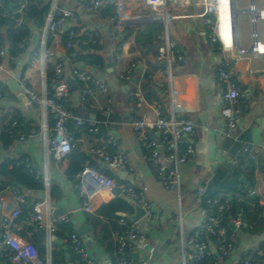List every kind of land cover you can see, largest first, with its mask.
Masks as SVG:
<instances>
[{
    "label": "crops",
    "instance_id": "0c3cea01",
    "mask_svg": "<svg viewBox=\"0 0 264 264\" xmlns=\"http://www.w3.org/2000/svg\"><path fill=\"white\" fill-rule=\"evenodd\" d=\"M8 1L12 5L15 4V0H4L1 10L5 14L9 12V7L6 5ZM54 5L60 9L71 10L79 18L75 27L77 43L73 47L76 56L91 53L90 45L94 47L91 40L95 32H99L105 39L104 45L101 46L105 66L100 69V67L90 68L84 62H76L74 57L69 56L67 42L65 43V39L68 41V29L64 28L49 36L46 45L45 81L47 88H50L48 90H51L55 67L63 62L66 72L64 82L66 83L67 78L71 77L76 80L79 87L76 91L70 89V95L63 100L64 106L76 117L99 120L100 111L85 106L82 101V83L72 76L73 68L88 70L99 77L109 90L107 95L95 90L100 102L105 104L111 100L114 115L116 112L122 115V121L113 122L110 128L120 150H124L129 155L127 172L118 175L117 171L105 167L91 153L92 149L101 146L102 139L78 129L75 123H71L70 126L75 131L78 130L79 136L76 149L71 156L84 153L87 159L83 165H80L81 167H91L110 174L116 186L135 187L144 194L152 206V217H143L137 222L142 240L137 243L133 254L134 257L137 256V261L134 259L135 264H182L185 253L193 252L189 240L194 236L205 216L204 200L199 195V190L202 189L207 196H218L229 200L234 197L242 198L249 207V218L245 217L247 225L235 232L237 239L235 253L213 262L206 260L204 264H239L240 259L245 256L262 258L264 255V54L250 52L253 33L249 48L243 49L239 45L238 38L236 50L225 52L219 43L214 47L211 46L207 36L208 29L203 19L174 21L167 27L154 22L133 21L126 28L132 32V35L119 46V42L113 41L110 37V26L107 18L102 17V10L93 14L86 13L81 0H27L26 7L36 6L40 10L48 7V13L44 16L40 28H37L28 16L23 18L31 32L30 40L24 49L17 47L14 51L7 36V29H0L2 45L10 55L15 56L13 61L9 57L3 59V68L0 70V91L3 94L0 98V136L8 129L13 132L12 137H14V143L9 149L5 150L0 145V165L28 159L36 176L42 180L43 186L42 189L29 191L8 185L4 191H1L5 206L0 208V222L3 215L19 207L21 215L16 220L13 233L19 239L30 242L36 247L43 264H74L68 243L69 236L73 232L78 233L81 226H88L90 231L80 237L93 263L113 264L116 252L115 235L119 230L117 217L131 219L128 215L136 214L135 201L117 187L114 189L120 190V194L114 190L102 194L95 204L93 214L80 210V198L75 189L78 178L77 175L69 173L70 156L56 161L48 157L46 152L42 127L47 120L49 131L52 132L54 124L52 116L49 114L45 117L40 108L28 103L20 88L13 90L11 86V82L15 81L14 75L21 73L34 89L37 91L43 89L44 78L38 69L30 68L29 59L32 51L38 50L45 38L47 19ZM229 5L221 10L226 11ZM254 7L258 11L263 10L264 0H254ZM249 8L250 5L241 11L237 10L241 14H247ZM138 9L137 1L125 0L124 13L127 17L133 18L138 13ZM221 10L217 15V31L221 12H225ZM27 18L29 22H26ZM225 20L227 22V19ZM236 29L233 33L218 32L221 40L228 47L235 46ZM144 30L147 34L137 43L138 33ZM228 30L230 31L231 28L228 27ZM256 31L258 40L264 43L263 19H257ZM148 39L152 41L151 46L146 45ZM169 43H175L187 58L186 65L174 67L171 71L166 64L157 61L159 49ZM117 47L121 48V60L115 57ZM109 58L114 62L111 71L107 67ZM235 58L238 59V83L247 88L245 94L249 104V111L240 117L238 122V136L242 143L233 142L224 135L225 121L221 114V91L216 76L218 68L225 60ZM133 64L135 68L130 79L128 81L120 79L124 70ZM82 65L85 66L84 69L79 68ZM148 74L149 82L145 80ZM167 76H170L166 82L167 89L157 87L156 82L167 80ZM138 91L146 102L159 103L165 117L191 121L195 125V136L191 139L194 158L189 164L179 167L180 201L175 192L166 190L161 185L157 170L147 163L145 150L133 133L130 118L139 116L141 107L138 105V100L131 98L130 94ZM172 91L178 95L174 104L169 99ZM21 134L25 136L24 141L20 140ZM154 139L158 141L156 134ZM18 145L20 149H17ZM243 146L250 147L252 152L250 154L245 152ZM249 158H252L254 164L249 165ZM234 160L237 162L236 165L232 164ZM74 163L77 165L76 160ZM235 178L239 184L232 187L231 183ZM2 181L7 182L8 179H0V185ZM12 190L26 193L27 199L23 205L19 206ZM42 191L46 194L41 193ZM240 192L245 196H240ZM47 197L55 211L66 215L67 218L59 224L56 235L49 237L45 234L41 237L38 234L39 229L29 219V213L32 212L35 202L43 201ZM248 197L255 202H249ZM208 248L215 253V242L209 240Z\"/></svg>",
    "mask_w": 264,
    "mask_h": 264
},
{
    "label": "built area",
    "instance_id": "2783aa9c",
    "mask_svg": "<svg viewBox=\"0 0 264 264\" xmlns=\"http://www.w3.org/2000/svg\"><path fill=\"white\" fill-rule=\"evenodd\" d=\"M81 1L85 12L89 14L100 12L106 5H112L115 8L116 14L107 17V23L110 26V37L115 42H119L123 38L126 28L133 21L154 22L167 27L174 21L203 19L204 25L208 29L207 36L212 47L219 43L222 50L229 52L230 50H236L238 46L237 29L235 46L233 47H228L221 40L217 31V15L221 0H135L139 4V9L133 18L127 17L124 13L125 0ZM3 2L4 0H0V10ZM15 2L19 7L18 13L22 15L17 24L21 25L27 0H15ZM250 10L255 15L252 23L255 24L256 28L257 19L264 20L262 16L264 9L258 11L254 6H250L248 12ZM78 20L79 18L71 10L60 9L56 5L51 9L45 28V38L40 48L32 51L29 59L30 68L38 69L44 78V85L41 91L34 89L21 73L14 75L15 81L18 83L20 91L28 100V103L40 108L45 117L50 114L54 120L52 132L49 131L47 120H45L42 129L45 135L47 155L56 161L67 158L76 148L77 139L70 128L71 123H75L78 129L88 127L89 131L94 135L99 133L101 125L109 128L113 124L114 109L111 105V100L102 104L99 95L95 92L96 90L101 94L107 95L109 90L99 77L88 70L73 68L72 76L82 83L83 103L88 109H98L101 121L76 117L71 110L64 106L63 100L70 95V88L64 82L66 72L63 62L58 63L55 67L52 76L53 88L48 90L46 86L47 38L66 28L68 29L67 48H73L77 43L75 27ZM252 37L253 44L250 52L264 54V43L258 40L257 31L253 33ZM29 40L30 38H24L17 47L24 49ZM91 43L94 46H103L105 39L99 32H95L92 35ZM7 57L12 61L15 60V56L10 55L0 43V70L3 68L2 60ZM115 57L121 60L120 47L116 48ZM157 61L165 62L166 67L171 71L174 67L186 65L187 58L175 43H169L159 49ZM237 61V58L225 60L218 68L216 76L221 91V114L225 121L224 135L233 142L240 143L238 122L240 117L249 111V104L246 101L245 92L241 90L238 83ZM134 68L135 65L133 64L125 69L120 79L128 81ZM169 77L167 76V80L156 82V86L166 88V82ZM130 96L137 99L138 105L141 107L140 115L130 118V122L136 140L145 150V159L148 164L157 170L161 185L166 190L175 192L178 201H180L181 178L179 167L189 164L194 158L195 152L191 139L195 136V125L191 121L165 117L161 105L156 102H146L139 91L131 93ZM177 96L174 91L170 93L169 99L172 104H174ZM2 97L3 94L0 91V98ZM150 132L156 134L159 142L150 136ZM20 140H25L23 134H21ZM0 145H2L1 142ZM243 148L249 154L252 152L248 146H243ZM91 153L110 170L115 172L128 171L129 155L124 150H120L116 137L110 130L107 131L105 142L100 147L92 149ZM232 164L236 165V160L232 161ZM18 165H24L29 169L30 173L34 172L28 159L19 161ZM77 178L75 189L80 198L81 211L93 214L98 198L117 187L145 211L144 218L152 217V206L146 200L144 194L135 187L116 186L113 178L91 167H85ZM12 193L15 195L19 206L26 202L27 195L25 192L12 190ZM199 195L204 200L205 216L196 233L189 240L194 250L192 253H185L182 264H199L203 260H211L213 262L218 258H227L233 255L237 241L235 232L247 225L242 210L235 216L232 215L233 206L229 199L207 196L204 189L199 190ZM239 201L244 202L242 198ZM4 206L3 192H0V208ZM20 215L21 210L18 207L3 215L1 219L0 262L2 264H43L36 247L30 242L19 239L13 233L16 227V220ZM66 218V215L55 211L49 197L43 201L35 202L32 206V212L29 213V219L35 224V227L39 230H44L49 237L57 234L59 224L65 221ZM117 222L119 230L115 235L116 252L113 264H135L133 254L137 248V243L142 240L138 224L132 219L123 216ZM209 240L215 242V253L208 248ZM68 243L74 264H94L78 233L73 232L69 236ZM239 264H264V255L262 258L245 256L240 259Z\"/></svg>",
    "mask_w": 264,
    "mask_h": 264
},
{
    "label": "trees",
    "instance_id": "16d2710c",
    "mask_svg": "<svg viewBox=\"0 0 264 264\" xmlns=\"http://www.w3.org/2000/svg\"><path fill=\"white\" fill-rule=\"evenodd\" d=\"M6 5L9 7L8 10L9 12L5 14L4 11H0V29L1 28H6L7 29V36L9 41L12 44L13 50L16 51L17 46L22 42L24 38H29L31 35V32L29 28L27 27V24L25 23V19H23V23L21 25H18V20L22 17L21 14L18 13V5L15 4L12 5L9 1L6 3ZM48 13V7L39 9L36 6H29L26 7L23 13V18L25 16H28V18L34 23V25L37 28L42 27L43 21H44V16L47 15ZM102 17H109L115 15V8L112 5H106L102 9ZM151 33V32H150ZM147 34V31L144 30L143 32H139L136 38V42L139 43L142 38ZM132 35V32L130 30L125 31L123 38L119 41L118 45L121 46L123 45ZM1 34H0V43L2 44L1 41ZM67 42V39H65V43ZM152 41L150 39L147 40L146 45L151 46ZM91 53L84 55V56H76L74 49L71 48L69 49V56L74 57L76 62H84L85 65H87L90 68L93 67H100V69L104 68L105 66V58L102 54V47L101 46H91ZM149 74L145 77L146 81H150ZM49 88V87H48ZM50 89V88H49ZM98 121H101V118H99ZM113 122L117 121H122V115L119 112H116L115 115L112 117ZM71 130L73 131V127H71ZM115 128V127H114ZM81 130H85L84 132L88 133L89 135L93 136L94 134L89 131L88 127H84ZM110 130L111 128H106L103 125L100 126L99 133H97L95 136L97 138L102 139V144L106 140V134L107 131ZM113 130V127H112ZM78 131V130H77ZM77 131L74 130V135L77 139L79 136L77 134ZM12 133L8 129L6 131L2 132V135L0 136V141L2 143L3 149L7 150L9 149L12 144L14 143V137H12ZM101 144V145H102ZM100 147V146H97ZM76 149V148H75ZM74 149V151H75ZM74 151L72 154H74ZM71 154V155H72ZM70 155V160H71V166L69 173L71 175H77L82 172L84 169L80 165H83L87 159L84 153H79L76 156H71ZM75 160L77 162V165H75ZM105 173V172H104ZM106 175L110 176V174L105 173ZM111 177V176H110ZM3 178H7L8 181H2L0 185V192L4 191L8 185L13 186V187H20V188H25L29 191L34 190V189H42V180L40 177L36 176V172L34 171L33 173L29 172V169H27L24 165H18V162L16 161H11V162H5L0 165V179L3 180ZM232 187L236 186L239 184V181L235 178L233 182L231 183ZM240 196H245L244 193L239 194ZM212 197V196H210ZM218 197V196H215ZM230 201L232 203V215H236L238 212L241 210L243 211L244 214V220L245 217L249 218V207L245 202L239 201V197H234L233 199L230 198ZM249 202H255L252 200L250 197H248ZM119 219V217H117ZM206 260L201 261L199 264H204Z\"/></svg>",
    "mask_w": 264,
    "mask_h": 264
},
{
    "label": "rangeland",
    "instance_id": "374dc122",
    "mask_svg": "<svg viewBox=\"0 0 264 264\" xmlns=\"http://www.w3.org/2000/svg\"><path fill=\"white\" fill-rule=\"evenodd\" d=\"M236 2L232 3L227 7V10L221 12L220 24L218 26V32L225 31L224 33H233L237 28L239 45L243 49L249 48L252 41L253 26L251 23V16L249 14H241L239 11L246 9L250 5V0H235ZM227 6V5H226ZM234 6L236 9L237 19H235ZM238 9V10H237ZM222 11V10H221ZM225 18H228L227 22ZM237 22V23H236ZM237 26V27H236ZM224 27L227 29L225 30ZM231 28V30H228Z\"/></svg>",
    "mask_w": 264,
    "mask_h": 264
},
{
    "label": "water",
    "instance_id": "95a60500",
    "mask_svg": "<svg viewBox=\"0 0 264 264\" xmlns=\"http://www.w3.org/2000/svg\"><path fill=\"white\" fill-rule=\"evenodd\" d=\"M250 6H254V0H251V2H250ZM252 10V9H251ZM251 10L249 11V12H247V14H249L250 16H251V19H253L254 17H255V15H254V13L253 12H251ZM26 22H29V19L27 18L26 19ZM66 30V29H65ZM256 32V28H255V24L253 23V33H255ZM35 38H36V35H35ZM162 64L163 65H165V62H162ZM107 67H108V69L111 71L112 69H113V67H114V62L112 61V59L111 58H109V63H108V65H107ZM80 69H84L85 68V66H80L79 67ZM134 82V81H133ZM66 84L69 86V88L72 90V91H76V90H78V84H77V82H76V80L74 79V78H71V77H69V78H67V80H66ZM11 86H12V88H13V90H17L18 88H19V85H18V83L16 82V81H12L11 82ZM240 88H241V90L243 91V92H247V88L244 86V87H242V86H240ZM94 117V116H93ZM150 136L152 137V138H154V134H153V132H150ZM17 149H20V145H18L17 146ZM248 163H249V165H251V164H254L253 163V160H252V158H249L248 159ZM125 172H117V174L118 175H122V174H124ZM114 191L117 193V194H120V190H118L117 188L116 189H114ZM41 193H43V194H46V192H44V191H42ZM44 198H41V200H43ZM135 212H136V214L135 215H132V214H129L128 216H130V218L134 221V222H138L140 219H142L143 217H144V215H145V211L140 207V206H136L135 207ZM90 231V228L88 227V226H81V228H79L78 229V233H79V235H81V236H83V235H86L88 232ZM38 234H40V236L41 237H44L45 236V231L44 230H39L38 231ZM135 260L137 261V256H135Z\"/></svg>",
    "mask_w": 264,
    "mask_h": 264
},
{
    "label": "bare ground",
    "instance_id": "6f19581e",
    "mask_svg": "<svg viewBox=\"0 0 264 264\" xmlns=\"http://www.w3.org/2000/svg\"><path fill=\"white\" fill-rule=\"evenodd\" d=\"M234 2H235V0H221V3H220V6H219V11H218V13L220 12L221 8L224 9V8H226V5H227V4H232V3H234ZM224 5H225V6H224ZM222 6H223V7H222ZM222 11H225V10H222ZM234 12H235V19H237V15H238V13H236L235 6H234ZM224 13H225V12H224ZM262 16L264 17V11H263V13H262ZM225 19L228 20V18H225Z\"/></svg>",
    "mask_w": 264,
    "mask_h": 264
}]
</instances>
